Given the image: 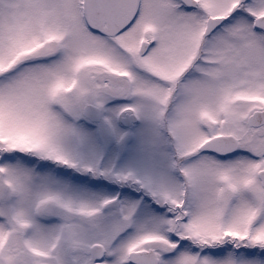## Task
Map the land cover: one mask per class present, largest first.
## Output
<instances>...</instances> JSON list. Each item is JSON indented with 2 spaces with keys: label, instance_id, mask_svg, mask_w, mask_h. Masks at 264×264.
<instances>
[{
  "label": "snow or ice",
  "instance_id": "snow-or-ice-1",
  "mask_svg": "<svg viewBox=\"0 0 264 264\" xmlns=\"http://www.w3.org/2000/svg\"><path fill=\"white\" fill-rule=\"evenodd\" d=\"M0 264H264V0H0Z\"/></svg>",
  "mask_w": 264,
  "mask_h": 264
}]
</instances>
